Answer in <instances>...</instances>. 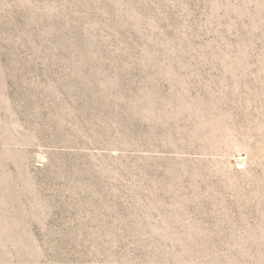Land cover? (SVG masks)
Here are the masks:
<instances>
[{
  "label": "rangeland",
  "instance_id": "1",
  "mask_svg": "<svg viewBox=\"0 0 264 264\" xmlns=\"http://www.w3.org/2000/svg\"><path fill=\"white\" fill-rule=\"evenodd\" d=\"M0 264H264V0H0Z\"/></svg>",
  "mask_w": 264,
  "mask_h": 264
}]
</instances>
